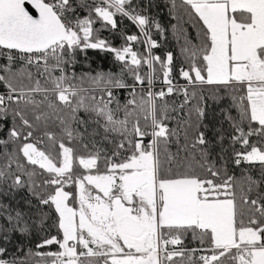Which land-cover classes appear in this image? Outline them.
<instances>
[{"label":"trees","instance_id":"16d2710c","mask_svg":"<svg viewBox=\"0 0 264 264\" xmlns=\"http://www.w3.org/2000/svg\"><path fill=\"white\" fill-rule=\"evenodd\" d=\"M44 1L64 22L80 23L72 42L49 50L45 67L0 57V93L27 92L0 95V262L51 264L61 248L50 240L63 237L56 189L75 192L87 175L133 171L122 166L142 148H155L159 180L195 179L200 199H231L236 228L256 229L263 244L264 160L243 155L264 153V124L252 114L245 82L196 78L206 72L213 42L192 3L123 2L129 13L155 20L149 49L123 11L113 9V22L99 14L104 0ZM232 15L250 21L248 12ZM151 81L152 95L143 88ZM28 142L59 167L69 152L65 174L30 160ZM160 236L183 249L168 264H240L242 248L214 249L211 232L197 224L162 226ZM90 246L93 253L77 244L79 264H113L108 245ZM212 249L211 262L199 261L198 251Z\"/></svg>","mask_w":264,"mask_h":264},{"label":"rangeland","instance_id":"374dc122","mask_svg":"<svg viewBox=\"0 0 264 264\" xmlns=\"http://www.w3.org/2000/svg\"><path fill=\"white\" fill-rule=\"evenodd\" d=\"M104 1L108 6H102L99 9V14L104 19L113 22V9L121 10L119 7L115 6L113 2L119 5L121 0ZM140 21L143 23L144 19L140 18ZM76 22L79 26L80 22L78 21L72 23ZM219 37L221 36L214 35L215 43L208 56V67L206 72L204 74L200 71L195 72L196 78L199 80L204 77L209 82L217 83H223L229 80L231 74L229 67H224L225 72H221L220 67L216 66L217 60L228 62L230 58L228 53H224V51L228 49V42L220 40ZM211 54H213V56ZM231 68L235 72L237 69H241V67ZM183 75L188 81L191 80L189 73H184ZM18 92L27 93L23 91ZM150 146H154V144ZM154 149L155 148L148 151L146 148H142L138 156L122 166V168H135L134 171H132L133 173L114 172L109 175H87L84 178L78 179L76 182L77 187L82 185H86L87 187L88 185L92 187V189L94 188L101 191V193L107 194L118 191L121 194L120 199L124 203H132L124 206L132 208L135 212L142 213L143 222L149 226L146 248L147 250H153V252L148 255H138L134 248L130 249L131 252H126L128 251L125 246L126 244L138 242L136 238L127 235L124 236L125 242L122 243L126 249H124V247H116L112 242L114 237L92 224L90 217L86 214V210L84 209L82 211L83 204L81 203L82 205H80V202H77L76 199L79 193L74 192V189L69 190V192L63 186H59L52 197V201L60 215L62 239H64L65 242H60L58 238L50 240V243H57L61 248L58 253L54 254L55 260L53 259L51 264H79L80 255L77 249V244L79 243L87 248L86 252L88 253L94 252V248L90 246V243L95 246L105 244L110 246H106L107 248L105 251L109 252L111 255L110 257L113 264H168L169 261L175 259L182 253L183 249L175 248L177 241L174 239L169 240V243L163 241L160 236L161 227L168 224H196L191 222L197 215L202 219V227L205 222V225L206 223H210L213 231L215 229L217 230L214 231L212 235V237L216 238L215 243L217 245L224 246L230 244L232 248L244 247L240 255V264H264V246L262 244H257V242L261 240L259 232L253 228L238 230L235 226L234 202L231 199H200L198 197L197 181V186L194 188L183 179L159 180L157 177V161ZM25 153L33 162H36L48 170L55 171L59 175H64L70 166L69 152L65 153L62 166L60 167L53 160L49 159L37 148V146L30 142L25 145ZM83 165L91 167L93 161H83ZM86 194L89 195L90 193L86 192ZM135 196L137 200L133 199ZM160 199L162 200L161 204L159 203ZM133 200H135L136 203L135 201L133 202ZM148 210H160L163 215L158 216V218L152 222H147L145 218L148 215ZM187 210L190 211L188 216L185 214ZM122 212L123 210H118V214ZM160 247L162 250H166V252L162 254V257H159L158 254L155 253ZM214 249L207 252L203 250L202 252L198 251L199 261L204 263L211 262L217 255ZM170 251H175L176 255L170 258ZM199 256H201V258ZM57 257L61 258L57 259ZM0 264L6 263L0 262Z\"/></svg>","mask_w":264,"mask_h":264},{"label":"crops","instance_id":"0c3cea01","mask_svg":"<svg viewBox=\"0 0 264 264\" xmlns=\"http://www.w3.org/2000/svg\"><path fill=\"white\" fill-rule=\"evenodd\" d=\"M196 8L204 23L210 31L213 38L214 35H220V40L228 42V49L224 53H228L230 58L228 62L217 60L216 66L220 67L221 72H225L224 67H229L230 81L245 82L249 88V98L251 111L256 120L264 124V0H187ZM235 11L248 12L250 21L244 22L239 17L232 15ZM241 18L248 16L242 14ZM213 56V54H211ZM231 67H241L237 71H233ZM243 159L248 162H260L264 160V153L258 149L251 150L243 155ZM135 169V168H133ZM134 171V170H133ZM133 173L132 171H130ZM128 173V172H124ZM190 186L196 188V180L185 178ZM166 182V181H164ZM198 207V206H197ZM186 216L190 211L185 212ZM162 212L153 211L151 222L156 220L158 216H162ZM138 216V215H137ZM197 217V219H196ZM193 218L191 223H196L201 228L211 232L210 223L204 222L201 226L202 219L198 215ZM153 218V219H152ZM149 221V222H150ZM177 225V224H168ZM188 225V224H184ZM216 238L213 237L215 248H230V244L219 246L215 243ZM244 248V247H242ZM131 252V251H126ZM153 250H146L143 254L148 255Z\"/></svg>","mask_w":264,"mask_h":264},{"label":"water","instance_id":"95a60500","mask_svg":"<svg viewBox=\"0 0 264 264\" xmlns=\"http://www.w3.org/2000/svg\"><path fill=\"white\" fill-rule=\"evenodd\" d=\"M73 36L67 24L52 4L44 0H0V46L24 53L45 52L63 42H72ZM117 214V228L121 238H136L128 243V251L134 248L138 254L146 252L149 226L130 207H121Z\"/></svg>","mask_w":264,"mask_h":264},{"label":"flooded vegetation","instance_id":"af4514ba","mask_svg":"<svg viewBox=\"0 0 264 264\" xmlns=\"http://www.w3.org/2000/svg\"><path fill=\"white\" fill-rule=\"evenodd\" d=\"M75 192L79 193L76 197L77 202H80V205L83 204L82 211L84 209L86 210V214L90 217L91 223L106 231L109 235L113 236V239L118 240V242L124 243L125 241L121 238L120 232L117 228L116 219L118 215H114L113 210L114 208H116L117 212L118 210H121L122 206L126 204L130 205L132 203H124L120 199L121 194L118 191L106 194L101 193V191H98L94 188L92 189V187L88 185L87 187L86 185L76 187ZM86 192H89L91 195H87ZM133 199L137 200V197L135 196V198ZM135 200H133V202ZM159 203H162L161 199L159 200ZM130 211H132V213L136 216L138 215L143 221L141 212H135L132 208H130ZM152 214L153 210H148V215L145 218L147 222H149L151 220V217H153Z\"/></svg>","mask_w":264,"mask_h":264},{"label":"built area","instance_id":"2783aa9c","mask_svg":"<svg viewBox=\"0 0 264 264\" xmlns=\"http://www.w3.org/2000/svg\"><path fill=\"white\" fill-rule=\"evenodd\" d=\"M124 1L125 0H121L119 5L115 4V2H113V1L112 2L114 3L115 6L119 7V9H121L125 14H127L136 23V25L138 26V28L140 29V31L142 32V34L144 35V37L147 41L148 48L151 49V47L154 44V42L151 38V28L155 26V23H156L155 20L149 19L147 16H144L140 11H137L136 13H129L124 8H122V6H121ZM140 18L144 19L143 23H141ZM66 24H67L69 32L74 31L78 26L77 22L72 23V24H68V23H66ZM57 47H60V44L55 46V47H52L49 50H54ZM49 50L45 51V52H39V53H24V52H20L18 50L5 49L2 46H0V57H4V58L9 59V60H19V61L30 62V63H34V64H41L43 66H46L47 59H48V56L50 54ZM170 85L171 84H169L167 86H170ZM143 88L145 89V93L152 95L154 84L151 82L150 85L144 86ZM134 89H135V87H134ZM3 94L6 96H9L5 93H0V95H3ZM58 240H60V242H62V243L65 242L64 239H58ZM263 240H264V236H263ZM262 245L264 246V242ZM165 252H166V250L165 251L162 250L161 247L155 251V253L158 254L159 257L160 256L162 257V254ZM169 253H170L169 254L170 258L176 255L175 251H170ZM199 257L201 258V256H199ZM58 258L60 259L61 257H57V259Z\"/></svg>","mask_w":264,"mask_h":264},{"label":"bare ground","instance_id":"6f19581e","mask_svg":"<svg viewBox=\"0 0 264 264\" xmlns=\"http://www.w3.org/2000/svg\"><path fill=\"white\" fill-rule=\"evenodd\" d=\"M4 58V57H3ZM6 59V58H5ZM9 60V59H8ZM41 65V64H40ZM42 67H45V66H43V65H41ZM62 91H65V90H62ZM5 94H7V95H11V94H19V95H23V94H25V93H22V92H18V93H16V92H13V93H8V92H6Z\"/></svg>","mask_w":264,"mask_h":264}]
</instances>
